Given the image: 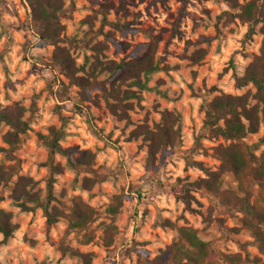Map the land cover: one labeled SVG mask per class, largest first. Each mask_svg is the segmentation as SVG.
<instances>
[{
  "label": "rangeland",
  "instance_id": "obj_1",
  "mask_svg": "<svg viewBox=\"0 0 264 264\" xmlns=\"http://www.w3.org/2000/svg\"><path fill=\"white\" fill-rule=\"evenodd\" d=\"M247 1L239 0L242 4ZM104 3L113 5L108 15L110 21L120 20L128 28L139 29L125 35L115 31L114 38L128 42L130 47L117 51L109 43L106 59L119 62L141 57L150 42L149 32L161 36L157 57L162 66H169L167 71L154 74L149 83L153 89L144 91L141 105L129 111L130 121L114 116L98 89L91 93L92 97L98 96V104L93 100L81 102L80 88L69 85V79L52 66L55 46L40 40L32 27L28 0H0V109L18 104L25 108L24 119L30 120L22 144L13 151L17 159L0 152V162L18 161V173L8 186L0 189L3 197L0 207L12 211L17 224L8 240L0 233V264H85L71 250L90 253L91 264H139L143 257L153 259L177 241L181 226H190L202 239L213 240V247L222 253L237 252L243 257L249 253L251 258L259 256L264 260L252 244L254 236L240 221L242 212L228 211L206 189L191 192L196 197L192 203L195 210L189 211L172 192L174 185L208 177L188 160L203 162L211 171H221L222 161L213 154V148L229 145L230 140L207 135L202 138V147H195L196 138L204 132L202 103L222 94L255 92L252 84L237 86L234 74H244L260 53L263 38L260 26L248 33L247 23L238 18L229 20L226 13L237 10L227 0H187L184 10L182 0H65L66 10L61 16L65 30L60 45L70 48L79 65L93 54L89 47L78 42L88 39L90 25L83 20L95 14L100 19L98 10ZM100 24L96 20L92 29H99ZM110 29L105 27V31ZM101 40L103 35L90 45ZM141 45L146 46L140 48ZM201 48L207 49V53L194 63L190 57ZM57 77L69 85V96L64 101L57 95ZM105 77L103 74L99 79ZM81 105L85 106V114L78 109ZM165 111L180 115L181 142L174 149L161 151L155 167H151L147 161L148 142L143 137L133 138L130 133L142 124L156 129ZM62 115L68 119V135L61 141L63 147L74 149L75 158L91 150L96 154L94 167L106 173L103 181L89 189L83 181L86 177L94 178L93 173L71 169L65 157L55 156L64 170L54 176V194L68 206L75 197H80L97 211L95 220L81 231L72 227L69 217L49 224L42 208L24 211L11 197L14 182L21 175L32 177L37 182L36 190L42 198L46 197L50 172L45 163L49 152L38 134H48L51 126L61 127ZM89 121L96 126L98 135L93 134ZM10 129L5 123L0 124V147H9L3 135ZM243 140L257 144L258 155L264 152V120L257 133H250ZM234 175L225 170L220 176L224 188L238 191L239 182ZM138 188L143 192L141 200L132 194ZM261 189L255 185L252 202H262ZM115 196H121V205L119 212L113 214L109 209ZM64 210L70 213L69 208ZM166 220L173 226L164 225ZM235 227L240 230H230ZM62 246L70 250L63 253Z\"/></svg>",
  "mask_w": 264,
  "mask_h": 264
},
{
  "label": "trees",
  "instance_id": "obj_2",
  "mask_svg": "<svg viewBox=\"0 0 264 264\" xmlns=\"http://www.w3.org/2000/svg\"><path fill=\"white\" fill-rule=\"evenodd\" d=\"M183 1V10L187 0ZM31 8V23L40 40L46 44L54 45L51 57V64L69 79V85H76L80 88L79 95L81 102L93 100L98 104V96H91L93 90H100L106 99V107L119 120L130 121L129 111L135 105H141L143 92L152 90L149 85L154 74L159 71L168 70V65H161L157 57V50L161 40L160 35H153L147 32L150 38L147 51L141 57L135 56L133 59L121 61L106 59L105 51L109 49V43L115 45L117 51L126 50L130 44L126 41H117L114 38L115 31L122 34L129 32L136 33L139 29L128 28L120 20L110 21L108 18L112 4H101L99 13L102 17L98 19V14L87 16L83 22L89 23L90 29L86 39L78 42L89 47L93 54L86 56L83 64H77L72 56L70 48L61 46L62 33L65 26L61 22V16L65 13V0H28ZM229 6L236 9V13H226L229 20L235 18L247 23L249 32L256 31L263 35L261 51L255 55L242 75L234 74L236 84L244 87L252 84L255 92L250 90L242 95L222 94L214 97L211 101L202 103L205 111L203 124L204 132L196 138L195 147H202V138L223 137L230 140L229 145H218L214 147L213 154L222 161L221 171H211L203 162L188 160L189 164L196 165L203 169L207 178H201L194 182L185 183L182 186L174 185L172 192L178 200L185 203L186 209L193 211L192 203L196 197L192 191L206 189L213 194L228 211L239 210L243 213L240 218L243 226L254 236L252 244L258 248L264 256V152L260 155L256 153L259 148L257 144H248L245 137L250 133H257L261 122L264 120V0H248L240 3L239 0H227ZM123 5L121 6V8ZM96 20H100L99 29L94 30L93 25ZM111 29L105 31V27ZM103 35L104 40L97 41L90 45L98 36ZM209 42V39H201ZM201 42V41H200ZM207 53V49H198L191 55V60L198 63ZM90 65L88 66V64ZM83 73V74H80ZM106 74L104 79H99ZM55 84L58 85V98L64 101L69 96V85L60 77H57ZM112 100V101H111ZM136 100V103L134 102ZM253 101H256L253 104ZM85 106H79V111L85 114ZM25 108L18 104L0 109V124L5 123L10 126V130L3 135V140L9 145L8 148L0 147V152H4L10 159H17L13 151L20 147L23 142L22 135H25L30 128V120L24 119ZM62 126L49 128L48 134H38V139L48 149L49 157L45 165L48 167L50 177L47 181V195L41 197L40 191L36 190L37 182L29 176H18L12 188L11 197L14 202L24 211H33L35 208H42L47 222L54 224L61 217H69L72 227L79 231L87 228L96 218L97 211L87 205L80 197H75L71 206L63 203L54 194L55 174L62 173L64 166L55 161L56 154H60L67 159V166L77 171H88L94 174V178H84V187L91 188L96 182L103 181L106 173L100 168L96 169V154L91 150H86L82 157L73 156L74 149L65 148L61 141L68 135L66 131L68 119L62 115ZM180 115L171 111H165L162 121L156 129L150 128L147 124H142L134 129L130 136L133 138L143 137L148 142V164L155 167L158 154L166 151L169 147L174 149L180 145ZM93 134L98 135L96 126L89 121ZM233 172L238 179L237 190L223 187L222 171ZM18 173V161L6 164L0 162V189L6 187ZM262 189L261 203L252 202L255 185ZM241 192V193H240ZM136 199L143 198V192L138 188L133 191ZM132 196V195H131ZM3 197L0 196V202ZM57 202L59 204H53ZM61 204V206H60ZM121 196L114 197V203L110 206L113 214L119 212ZM69 208L67 214L64 209ZM223 219H219L221 223ZM164 225L173 226V223L166 220ZM17 229V224L13 221V212L0 207V233L4 240L13 236ZM232 231H239L240 228H231ZM179 239L165 249L153 259L143 257L139 264H264V260L259 257L251 258L247 253L243 257L240 253L225 254L215 249L213 240L202 239L196 229L190 226L178 227ZM246 244H243L245 246ZM70 249L62 246V252L66 253ZM145 254L148 252L144 251ZM71 254L83 258L85 264H91V254L81 253L71 250Z\"/></svg>",
  "mask_w": 264,
  "mask_h": 264
}]
</instances>
